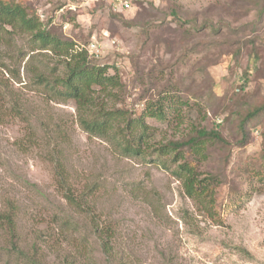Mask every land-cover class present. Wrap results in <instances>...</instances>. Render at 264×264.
<instances>
[{
	"label": "rangeland",
	"instance_id": "rangeland-1",
	"mask_svg": "<svg viewBox=\"0 0 264 264\" xmlns=\"http://www.w3.org/2000/svg\"><path fill=\"white\" fill-rule=\"evenodd\" d=\"M15 1L42 22L53 17L52 26L63 24L77 49L92 38L101 43L96 60L125 82L119 106L140 112L165 84L202 102V114L184 113L183 123L149 118L153 144L186 137L192 122L205 117L234 142L232 110L264 101V22L244 13L243 1L133 0L121 12L130 26L95 1ZM68 10L77 11L71 21L63 17ZM189 18L213 24L201 28ZM227 23L239 33L231 34ZM215 25L226 28L217 35ZM35 46L27 31L0 29V209L7 200L19 207V249L41 264H264V119L246 148L233 147L213 216L164 167L120 155L106 139L89 135L74 101L50 100L28 62L48 76L65 67L50 51H32ZM209 161L216 172L219 150L212 148ZM233 186L242 192L231 194ZM12 247L0 228V264H32Z\"/></svg>",
	"mask_w": 264,
	"mask_h": 264
},
{
	"label": "trees",
	"instance_id": "trees-1",
	"mask_svg": "<svg viewBox=\"0 0 264 264\" xmlns=\"http://www.w3.org/2000/svg\"><path fill=\"white\" fill-rule=\"evenodd\" d=\"M236 1H243V6L241 3L239 4L244 13L254 12L255 23L264 22V0ZM136 2L143 3L141 0ZM107 6L111 7L104 1L95 4V8ZM75 12L77 11L68 10V14L63 17L70 18L69 21H71L77 16ZM171 13L175 20L180 22L179 10L176 7H173ZM112 15L124 20L127 26L132 24L131 21L122 17L121 12H112ZM193 19L189 18L186 21ZM193 21L196 25V19ZM207 23L213 24L207 20L202 25L196 26L202 28ZM49 25H54L53 17L42 22L40 16L36 15L28 5L15 0H0V29L11 27L31 33L34 45H36L32 51L36 49L50 51L52 57L59 60L58 64H63L65 67L61 75H55L57 67H54L50 71L53 75L48 76L46 71L40 68L36 69L35 66L30 65V61L28 62L29 69L36 72L37 85L43 87L47 97L57 102L74 101L79 125L89 135L106 139L120 155L139 158L164 167L182 181L187 196L214 216L218 189L227 180L226 166L232 149L233 147L244 149L251 143L252 128L259 125L260 121L264 119V101L232 110V117L235 118L234 132L238 137L234 142L227 138L220 125L214 122L210 125L209 120L205 117L206 124L201 121L192 122L191 132L186 137L170 139L158 143L159 145L153 144L151 136L154 135V128L148 123L149 118L166 123H174V121L183 123L186 118L184 113L195 111L198 115L202 114V102L192 101L176 85L165 84L163 88L152 95L153 98L144 103V108L140 112L119 106L125 82L118 70L110 74L111 66L109 64L102 65L96 60L97 57L90 55L87 50L77 49L76 41L66 38L62 33L63 24L60 27L52 26L51 28L48 27ZM182 25L183 22L180 26ZM227 27L231 34L239 33L238 29H232L228 23ZM224 28H226L224 25H215L213 32L220 35ZM255 39H259V37L255 36L249 42L255 45ZM225 43L228 44L229 41ZM110 97L113 98L112 101L109 99ZM141 97L145 99L143 94ZM184 107L188 108L183 110ZM261 134L260 158L264 161V128ZM212 148L219 150L221 156L220 164H222L217 166L216 172L210 170L212 164L209 159ZM62 172L63 168L59 173ZM64 179L66 178L64 177L60 181L62 188L65 186ZM230 192L231 194L241 193L242 190L233 186ZM65 195L69 201L76 203L75 195L71 190L68 189ZM18 210L19 207L15 202L5 201V209H0V228L9 235L12 248L18 251L20 257H23L27 263L41 264L35 253L29 255L17 246L16 218Z\"/></svg>",
	"mask_w": 264,
	"mask_h": 264
},
{
	"label": "built area",
	"instance_id": "built-area-1",
	"mask_svg": "<svg viewBox=\"0 0 264 264\" xmlns=\"http://www.w3.org/2000/svg\"><path fill=\"white\" fill-rule=\"evenodd\" d=\"M87 1H107L108 4L111 6V8L116 12H124L127 10L132 9L133 7V0H87ZM83 46V45H82ZM82 46L79 47L80 50H87L88 53L92 56H95L97 58H100L102 55V48L101 43L96 39L92 38V40L82 48Z\"/></svg>",
	"mask_w": 264,
	"mask_h": 264
}]
</instances>
